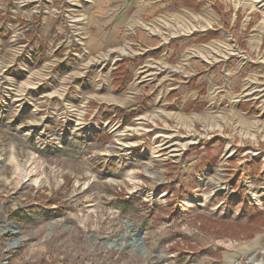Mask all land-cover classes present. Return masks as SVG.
Masks as SVG:
<instances>
[{
	"label": "rangeland",
	"instance_id": "1",
	"mask_svg": "<svg viewBox=\"0 0 264 264\" xmlns=\"http://www.w3.org/2000/svg\"><path fill=\"white\" fill-rule=\"evenodd\" d=\"M263 249L264 0H0V264Z\"/></svg>",
	"mask_w": 264,
	"mask_h": 264
},
{
	"label": "water",
	"instance_id": "2",
	"mask_svg": "<svg viewBox=\"0 0 264 264\" xmlns=\"http://www.w3.org/2000/svg\"><path fill=\"white\" fill-rule=\"evenodd\" d=\"M129 226H130V232H133V235L132 237L130 238V242L132 245L136 246L137 247V252L139 254H142L143 253V248H144V245H143V242H142V228H136L134 227V225L131 223V222H128ZM13 226H15V224H13ZM18 240H11L9 241V244L12 246V247H15L16 244H17ZM151 264V263H149Z\"/></svg>",
	"mask_w": 264,
	"mask_h": 264
},
{
	"label": "trees",
	"instance_id": "3",
	"mask_svg": "<svg viewBox=\"0 0 264 264\" xmlns=\"http://www.w3.org/2000/svg\"><path fill=\"white\" fill-rule=\"evenodd\" d=\"M208 35H209L208 32H205V35H204L203 39L207 38ZM119 71H120V69H119ZM195 78H196V76L193 77L192 80H194ZM204 91H205V88H204V85H203L202 88L200 89V94H203ZM204 104H205V102L203 100H201L198 97H196V98L190 99L187 102H185L184 105H183V108L185 110H189L191 107H194L195 109H198V108L200 109V108H202L204 106ZM118 109H120V108H118ZM123 110L126 111V112L130 111V109H128V108L123 109ZM119 111H122V109H120Z\"/></svg>",
	"mask_w": 264,
	"mask_h": 264
},
{
	"label": "bare ground",
	"instance_id": "4",
	"mask_svg": "<svg viewBox=\"0 0 264 264\" xmlns=\"http://www.w3.org/2000/svg\"><path fill=\"white\" fill-rule=\"evenodd\" d=\"M129 227V226H128ZM132 235H133V232H130ZM263 251H264V249H263Z\"/></svg>",
	"mask_w": 264,
	"mask_h": 264
},
{
	"label": "built area",
	"instance_id": "5",
	"mask_svg": "<svg viewBox=\"0 0 264 264\" xmlns=\"http://www.w3.org/2000/svg\"><path fill=\"white\" fill-rule=\"evenodd\" d=\"M238 261H236V263H237Z\"/></svg>",
	"mask_w": 264,
	"mask_h": 264
}]
</instances>
